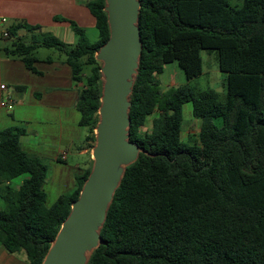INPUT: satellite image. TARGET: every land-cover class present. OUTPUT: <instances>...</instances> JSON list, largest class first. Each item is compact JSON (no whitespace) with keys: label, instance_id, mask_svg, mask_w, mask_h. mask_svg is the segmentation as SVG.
<instances>
[{"label":"trees","instance_id":"16d2710c","mask_svg":"<svg viewBox=\"0 0 264 264\" xmlns=\"http://www.w3.org/2000/svg\"><path fill=\"white\" fill-rule=\"evenodd\" d=\"M140 1L143 50L131 96L130 140L147 154L126 169L100 232L102 244L88 264H264V0H243L241 6L231 0ZM87 7L97 42L72 21L74 46L50 35L26 43L17 31L33 29L14 25L7 31L15 42L5 50L32 72L38 48L64 53L74 82L82 84L76 109L91 150L102 94L95 54L110 32L105 0H90ZM202 50L217 51L227 74L224 97L189 84L162 87L160 76L172 63L188 80L199 76ZM189 103L201 120L193 144L182 141ZM22 134L0 131V243L9 254L23 253L27 264H42L93 160L89 154L74 191L48 207V167L23 150Z\"/></svg>","mask_w":264,"mask_h":264},{"label":"crops","instance_id":"0c3cea01","mask_svg":"<svg viewBox=\"0 0 264 264\" xmlns=\"http://www.w3.org/2000/svg\"><path fill=\"white\" fill-rule=\"evenodd\" d=\"M89 1L0 0V86L7 87L0 89V103L5 100L14 105L11 111L0 105V131L23 130L20 137L23 150L48 167L44 185L48 207L60 196L74 191L75 179L91 155V150L85 147L87 129L79 125L80 113L76 109L82 84L74 82L64 53L57 49L58 57L37 56L36 72L28 70L22 61L6 52L15 38H9L12 41L8 43L2 32L14 25H25L33 30L28 34L25 28L18 29L17 37L24 42L30 43L40 34L74 46L78 37L68 21L85 33L89 27L96 28L95 18L87 7ZM2 19L6 22L2 23ZM14 188L18 189L19 184ZM0 204L4 208L1 199ZM0 264H27V260L23 253L9 254L0 243Z\"/></svg>","mask_w":264,"mask_h":264},{"label":"water","instance_id":"95a60500","mask_svg":"<svg viewBox=\"0 0 264 264\" xmlns=\"http://www.w3.org/2000/svg\"><path fill=\"white\" fill-rule=\"evenodd\" d=\"M140 9V0H105L110 36L95 54L102 94L93 165L42 264H88L102 244L100 232L126 169L147 154L130 140L131 96L143 50Z\"/></svg>","mask_w":264,"mask_h":264},{"label":"rangeland","instance_id":"374dc122","mask_svg":"<svg viewBox=\"0 0 264 264\" xmlns=\"http://www.w3.org/2000/svg\"><path fill=\"white\" fill-rule=\"evenodd\" d=\"M231 5H239L243 4V0H231ZM32 31H28V34H32ZM86 38L90 43H95L99 40V31L95 27H89L86 30ZM45 35H36L35 40L31 39V41H37L40 43L44 39ZM6 42L10 43L12 40L5 39ZM3 41V44H6ZM30 41V43H31ZM29 43V42H26ZM69 45V44H67ZM60 53L56 51V49H49L46 47H41L36 50V56L41 57H58ZM203 66H202V73L194 77L191 80L186 78V75L182 69L178 67L176 63L169 64L165 66L164 74L160 76L162 87L168 88L171 86H182L185 84H189L195 90H214L221 97H224L226 93V77L227 74L222 72L218 65V54L216 50H202L201 52ZM65 57V56H64ZM89 68H85L84 73H88ZM157 116L154 114L150 116L147 120L145 129H149L152 124V120ZM183 128H182V141L188 144H193L194 141L197 139L200 127H201V120L196 119L192 115V105L185 104L183 107ZM143 129V130H145ZM23 178V177H22ZM17 183L20 185L21 178H17L12 181V186L15 187ZM0 207L3 208V205L0 204Z\"/></svg>","mask_w":264,"mask_h":264},{"label":"built area","instance_id":"2783aa9c","mask_svg":"<svg viewBox=\"0 0 264 264\" xmlns=\"http://www.w3.org/2000/svg\"><path fill=\"white\" fill-rule=\"evenodd\" d=\"M4 22H6V19H2V23H4ZM2 37L3 38H9V32L6 31V30L3 31L2 32ZM0 89L1 90H7V87L5 85H1ZM0 105H1V107L6 108L9 111L13 110V108H14L13 103H9V102H7L5 100L3 102H1Z\"/></svg>","mask_w":264,"mask_h":264}]
</instances>
